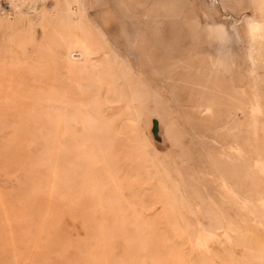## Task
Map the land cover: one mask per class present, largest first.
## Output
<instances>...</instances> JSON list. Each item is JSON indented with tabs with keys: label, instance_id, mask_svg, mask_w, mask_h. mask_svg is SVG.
I'll return each instance as SVG.
<instances>
[{
	"label": "rangeland",
	"instance_id": "1",
	"mask_svg": "<svg viewBox=\"0 0 264 264\" xmlns=\"http://www.w3.org/2000/svg\"><path fill=\"white\" fill-rule=\"evenodd\" d=\"M0 264H264V0H0Z\"/></svg>",
	"mask_w": 264,
	"mask_h": 264
}]
</instances>
